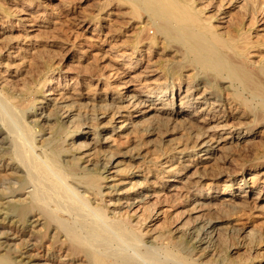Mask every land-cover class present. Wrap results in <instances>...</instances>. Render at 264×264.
Listing matches in <instances>:
<instances>
[{
    "label": "bare ground",
    "instance_id": "1",
    "mask_svg": "<svg viewBox=\"0 0 264 264\" xmlns=\"http://www.w3.org/2000/svg\"><path fill=\"white\" fill-rule=\"evenodd\" d=\"M259 103L264 0H0V264L255 259L262 238L220 214L264 211V185L190 190L230 145L249 154L243 132L206 135ZM179 197L188 220L166 218Z\"/></svg>",
    "mask_w": 264,
    "mask_h": 264
},
{
    "label": "rangeland",
    "instance_id": "2",
    "mask_svg": "<svg viewBox=\"0 0 264 264\" xmlns=\"http://www.w3.org/2000/svg\"><path fill=\"white\" fill-rule=\"evenodd\" d=\"M46 13L48 15H50L56 21L58 20L59 24H60V21H61V23L63 22L62 24H60V25H63L61 27L66 28V29H68V28L70 29L71 28L72 30L75 29L74 30L75 32H79L80 33L79 27L76 25L75 21H71L69 19H65L64 15L56 12L55 9L46 10ZM141 14H142V17H144V18H145V16L146 17H148L149 15L151 16L148 4H147V6H145V9L142 11ZM143 14L145 16H143ZM64 19H65V21H64ZM66 22H69V23H66ZM109 24H111L110 27L113 26L111 28L119 29V31L121 32L120 34L123 36V38L126 37L125 35H127V29H125L123 23L120 24V23H115V21H110ZM109 24H107V25L109 26ZM115 26H117V27H115ZM118 26H120V27H118ZM123 31H125L126 33L123 32ZM146 31L151 36H155V34H156V28H155V26H154V24L152 23L151 20H148V25L146 27ZM56 54H58L57 55L58 57H62V58L64 57L63 53L60 52V50L57 51ZM64 64L66 65L65 62H64ZM64 64H62L61 67H64L65 66ZM258 105L257 104L248 105L249 108H250L248 110H249V112L251 111L250 112L251 116L247 120L248 123L249 122L250 123L248 125L244 126L245 128H243V129L231 128V129H225V130H221L220 128H217L213 132H208V134L206 135V136H209V139H211L213 137L215 139H213V138L212 139L216 140L217 136H219V135L220 136L221 135L225 136V135H228V134L232 135V134H238L240 132H243L244 135L245 134L248 135L246 137V141L247 142L250 141L252 144L255 142V145L253 144L255 147L252 144L250 145V146H253L254 149L252 148L253 149L252 150L250 148L251 151H249V154H248V152L247 153L246 152L243 153L244 152L243 150H242L243 151L242 152L241 149H238L239 147H238L237 144L234 143V144H232L233 146L230 145V147H229L230 149H228L225 152L227 154L224 153L225 154L224 156L226 157V161H223V163L219 162V164L211 162V164H209V166H207V169H209L210 172H208V175H207L206 179H204V180H198L197 179L198 183L196 185H194L195 187H193L190 190L191 191L190 194H193V193H195V192H197V191H199L201 189L204 190V191L218 189V190H221V191L222 190L226 191V193H227L228 191H231L233 189L235 190L240 185L242 187H247L246 189H249V190L252 189V186L253 187L257 186V184L261 185V186L264 185V118H263L264 117V107H263L264 105L262 106L261 103H259ZM252 110H253V113H252ZM246 127H248V128H246ZM249 133H250V135H249ZM210 135H212L211 138H210ZM246 141L242 142V145L247 144ZM249 144L250 143L248 142V145ZM234 146H236V147H234ZM256 146L258 147V149H256L257 148ZM259 147H261L260 150H259ZM238 150H240L241 152H239ZM262 150H263V152H262ZM243 154H245V155H243ZM213 166L216 167V168H213ZM211 171H212V173H211ZM246 178H247V180H246ZM229 180H231V182H229ZM253 181L255 183H253ZM242 184H244V185H242ZM180 198L181 197L177 198V201L179 200L178 202L176 201V198L174 199L173 202L175 204H173V202H172L171 205L169 203L168 206H165V208L163 207V210L166 213L165 214L166 218L170 217L171 215L172 216L178 215L176 217H180V220L185 219V218L187 220L189 219V216L185 213V208H186V204H187L185 202V197H182L181 199ZM165 210H167L168 212L165 211ZM179 212H180V214H179ZM224 214L225 213H221L220 215L224 216L226 218V221L228 220V222H231L232 225H235L236 227H239L238 229H241V231H247L248 232L249 230H252L251 233H250V239H252L251 241L258 239L259 236H260L259 238H262L261 242L258 243L259 247H258V249L256 250V253H255L256 254V258H255L256 260L255 259H251V260L249 259V260L245 261V264H248V263H250V264L251 263L252 264H257L258 263L259 264V262H261L260 264H263L264 263V250H263L264 249V239H263L264 238L263 237L264 236V211L261 210V209L247 208V209H245L243 211L235 212L234 214L233 213H226L225 215ZM183 215L185 217H183ZM207 216H208L207 218H210L209 216H212V215H207ZM176 217H174V220H176ZM172 221H173V219H172ZM233 222H234V224H233ZM225 235H226V237H225ZM222 239H224V240H222ZM225 239H228V241L225 240ZM231 239L232 238H231V236L229 234H224V235H222V238L218 241V243L216 245L218 246L219 250L221 249L220 251H222L223 259L226 258L228 261L233 259L235 262L237 261L236 263L242 262V261H240L242 259V256L241 255L239 256V252H241L243 250L241 248H243V243H245V241L241 240V238L239 237V238L232 239L233 243H231V242L229 243V241H231ZM238 241H239V243H237ZM249 241L250 240H248V243H251ZM234 248H236L237 250L234 249ZM235 252H238V253L235 254ZM262 252H263V254H262ZM158 253H159L160 256L158 255ZM158 253H157L158 257L161 260L165 261L166 260L165 256L162 257L163 255H165V253L162 250H159ZM231 254L232 255L234 254V255L232 256Z\"/></svg>",
    "mask_w": 264,
    "mask_h": 264
}]
</instances>
